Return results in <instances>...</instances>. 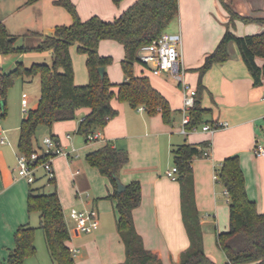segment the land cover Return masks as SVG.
<instances>
[{
    "label": "crops",
    "instance_id": "0c3cea01",
    "mask_svg": "<svg viewBox=\"0 0 264 264\" xmlns=\"http://www.w3.org/2000/svg\"><path fill=\"white\" fill-rule=\"evenodd\" d=\"M26 1L0 0V20L11 34L18 36L17 45L37 43L35 36L26 34L30 31L50 35L55 26L72 22L69 12L55 4L56 0H37L30 4ZM135 1L122 0L116 5L112 0H71L81 19L97 15L106 21L117 19ZM225 1L238 14L254 19L249 22L235 19L231 26L234 34L243 36L264 31V20H259L264 19V0H258L257 6L249 0ZM178 11L176 26L170 33L181 37L184 80L195 89L199 80L203 85L200 105L208 111L200 125L186 134L181 133L183 92L180 84L168 73L153 75L143 65L135 63V74L147 76L151 86L168 102L170 123L163 121L160 112L149 115L145 109L139 111L138 106L132 107L127 102L113 99L111 105L117 113L103 127L95 130L99 137L86 141L81 135L85 147L81 155L82 168L78 160L80 147L70 148V145L74 142L72 137L80 135L77 133L78 124L89 109L79 108L75 118L47 127L48 136L53 135L52 138L68 152L67 157L56 156L52 161L55 172L53 184L69 233L67 245L71 251L77 250L73 255L76 264H118L125 259L124 244L116 229L115 201L105 198L112 192V186L85 160L88 152L106 142L127 151L128 161L119 171V182L123 185L133 180L140 182L141 201L132 211L134 226L143 246L157 252L162 264H175L189 244L181 216L180 185L178 180L166 174L173 167L172 150L176 146L204 143L202 151L206 148L209 151L208 156L194 157L191 167L203 249L216 263L226 264V256L215 240L216 232L228 229L226 191L214 178L215 169L223 159L232 155L239 157L247 196L256 203L259 212L264 211V154L254 152L256 146L264 147V100L261 97L264 80L260 85L253 84L232 41L227 45V60L212 65L200 78L196 69L222 37L227 28L228 13L218 0H178ZM69 52L74 83L84 85L88 82L86 54L77 52L76 44L69 47ZM98 53L112 57V63L105 67L110 81L122 82L125 79L120 64L124 56L123 46L114 40L104 39L99 42ZM47 58L52 63L49 50L0 55V68L9 70L17 61L27 66V61L31 65ZM6 62L12 66L5 69L2 65ZM256 63L261 66L263 59L257 57ZM25 79L29 78L21 80ZM23 97L27 100L26 110H29L32 98L28 94L22 95L21 99ZM38 98L36 96L33 101L32 109L36 107ZM25 113L17 120L9 121L5 119L6 113L0 116L3 118L0 119V136L6 138L4 143L0 142V264H4L8 251L14 247V232L26 223L36 228V253L26 258L24 264H53L45 242L41 241L39 216L33 221L32 214L27 212L29 188L46 186L43 170H37L33 183L16 174L19 128ZM218 122L227 124L213 132L201 128L204 124ZM64 173L72 182L70 189H62ZM84 208H94L97 212L98 229L92 233H81L76 227V214Z\"/></svg>",
    "mask_w": 264,
    "mask_h": 264
},
{
    "label": "trees",
    "instance_id": "16d2710c",
    "mask_svg": "<svg viewBox=\"0 0 264 264\" xmlns=\"http://www.w3.org/2000/svg\"><path fill=\"white\" fill-rule=\"evenodd\" d=\"M35 1L27 0L26 3ZM112 1L117 5L122 0ZM218 1L228 13L227 28L214 50L196 69L199 77L212 65L227 60V45L232 41L238 48L253 84L260 85L264 80V31L243 36L234 34L231 26L235 19L244 22L254 19L238 14L225 0ZM55 4L69 12L72 22L55 26L50 35L43 36L33 31L26 33L37 38L34 45H17L18 36L11 34L0 20V55L45 50L52 54L51 65L35 62L25 66L17 61L9 70L0 68V100L4 101L0 116L6 113L7 91L17 78L38 75L40 80L36 107L27 110L20 123L18 151L28 156L33 151H41L42 147L34 146L33 142L37 127L43 125L51 128L55 122L73 119L76 110L82 107L89 111L80 120L77 133L88 141L89 134L103 127L109 118L116 115L117 111L111 105L113 99L127 102L132 107L143 105L149 115L160 112L163 121L170 123L168 102L151 86L147 76L135 74L134 64L138 63V49L158 38L178 16V0H136L114 21L103 20L97 15L83 20L71 0H56ZM104 39L114 40L123 46L124 56L120 64L125 79L120 83L110 81L105 71L102 76L98 72V67L112 63L111 56L98 53L99 42ZM73 44H76L77 52L86 54L88 82L84 85L74 83L69 52ZM257 57L263 59L261 66L256 63ZM202 90L203 85L199 80L195 102L189 111L190 121L186 125L188 130L200 125L208 111L200 105ZM204 146V143L199 146L183 143L172 150L173 166L177 170L176 180L180 185L181 216L189 238L188 247L180 253L175 264H218L204 252L193 194L191 162L194 157L201 156ZM46 157V154L40 153L38 161ZM85 160L109 180L113 189L105 198L115 201L116 229L125 249V259L118 264H162L157 252L143 246L142 238L134 226L132 211L141 201L140 182L133 180L125 184L122 191L117 190L119 171L128 161L127 151L106 142L88 152ZM215 175L216 181L225 188L228 200V229L215 233L216 244L226 256V264H264V211L259 212L256 203L247 196L239 157L232 155L223 159L215 169ZM43 188H29L27 212L38 213V228L42 230L53 264H76L67 245L69 233L58 194L55 189L45 192ZM35 230L28 223L18 226L14 232V247L8 251L4 264H24L26 258L36 253Z\"/></svg>",
    "mask_w": 264,
    "mask_h": 264
},
{
    "label": "built area",
    "instance_id": "2783aa9c",
    "mask_svg": "<svg viewBox=\"0 0 264 264\" xmlns=\"http://www.w3.org/2000/svg\"><path fill=\"white\" fill-rule=\"evenodd\" d=\"M138 63L143 65L153 75H160L163 73L170 74L179 84L183 92V107L180 131L183 134L188 133L190 130L186 128L187 123L190 121L189 111L193 107L196 96V89L193 88L183 78L184 69L182 67L181 55V37L179 34L170 33L164 30L160 36L150 43L142 45L137 51ZM261 97L264 100V87L261 90ZM27 100L25 97L21 99L22 111L26 112ZM138 110H144V107L139 105ZM226 122H218L215 124H204L202 130L213 132L216 129L225 126ZM194 127L191 129L193 130ZM99 135L97 132L87 136L88 141L95 140ZM5 136H0V142L4 143ZM41 151H33L29 156L19 152L17 156L16 174L18 177L25 179L28 183H33L36 179L38 169L43 170V177L46 184L55 179V172L52 166V161L56 156H68V152L61 147L52 137L46 136L42 140ZM255 154L263 155L264 147L258 145L254 149ZM40 153L47 155L43 161H38ZM208 149L202 151L201 156H208ZM176 167L173 166L166 174L172 179H176ZM216 179V175L214 174ZM76 227L81 233H92L98 229L97 212L94 208L81 209L76 214ZM72 255L77 252L72 249Z\"/></svg>",
    "mask_w": 264,
    "mask_h": 264
},
{
    "label": "rangeland",
    "instance_id": "374dc122",
    "mask_svg": "<svg viewBox=\"0 0 264 264\" xmlns=\"http://www.w3.org/2000/svg\"><path fill=\"white\" fill-rule=\"evenodd\" d=\"M249 3H251L254 6H257L258 0H256V1L255 0H249ZM175 26H176V19L173 20L166 27L165 30L167 32H173ZM45 60L46 61L38 60L35 62H43V63H46L48 65H51L49 58H47ZM29 64H30V62L27 61L26 65L29 66ZM2 66H4V68L6 69L7 66H12V63L10 64V62H6ZM39 93H40V80H39L38 75L30 77L29 79H25V81H22L20 78H17L15 80L14 84L7 91L6 116H5L6 121L15 120V119L17 120L20 116L23 115L24 112L22 111V108L20 106V99H21L22 95L28 94L32 98V102L29 105L30 109H32L31 108L32 103L35 100L36 96L37 97L39 96ZM0 119H3V118L1 117ZM46 136H48L47 127L40 125L36 129V132H35V136L33 139L34 146L42 145V140ZM72 140L74 142H72V145H70V148H71V146H73V147H80V149H81L80 150V156L78 157V160H79V166L82 168V166H81V162H82L81 157L82 156L81 155H82V152L85 150L84 141H83L81 135H74L72 137ZM45 183H46V180H45ZM71 185H72V182L69 179H67V174L64 173L62 178H61L62 189H64V190L70 189ZM43 190L45 192L53 191L54 190V184L53 183L52 184H50V183L46 184V186H44ZM31 214H32L33 221H35L36 220L35 217H37L38 214L36 212L35 213L33 212ZM32 226H34V225H32ZM40 233H41V231H40ZM41 241H44L42 233H41ZM35 243H36V241H35V237H34V244Z\"/></svg>",
    "mask_w": 264,
    "mask_h": 264
},
{
    "label": "water",
    "instance_id": "95a60500",
    "mask_svg": "<svg viewBox=\"0 0 264 264\" xmlns=\"http://www.w3.org/2000/svg\"><path fill=\"white\" fill-rule=\"evenodd\" d=\"M104 71H105V67H103V66L98 67V72L100 73L101 76L103 75ZM3 108H4V101L3 100H0V109L2 110ZM123 189H124V185L121 184L118 181V183H117V190L118 191H122Z\"/></svg>",
    "mask_w": 264,
    "mask_h": 264
}]
</instances>
